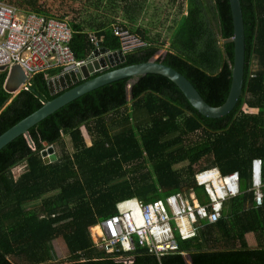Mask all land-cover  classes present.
<instances>
[{"label": "trees", "instance_id": "trees-1", "mask_svg": "<svg viewBox=\"0 0 264 264\" xmlns=\"http://www.w3.org/2000/svg\"><path fill=\"white\" fill-rule=\"evenodd\" d=\"M0 1L23 14L65 20L77 61L94 49L91 32L99 46L119 50L113 25L145 43L109 70L147 62L166 46L156 62L182 74L210 106L226 99L233 61L228 0H180L184 6L175 7L163 37L145 19L150 0ZM164 1L173 7L177 0ZM239 2L243 84L226 116L200 115L167 78L145 74L81 95L29 128L28 139L20 135L0 149V264H124L118 256H131L129 264H186L183 254L191 264H264V0ZM59 72L34 74L15 95L4 89L7 73L0 72V134L64 91L51 95L47 87ZM44 142L54 149L52 162L42 159ZM21 163L15 177L12 168ZM212 168L222 176L236 172L237 193L223 201L216 222L200 219L194 236H176V251L157 256L135 246L107 254L93 243L90 228L117 214L123 201L147 203L174 194L190 200L193 194L206 204L195 176ZM249 233L256 247H249ZM58 239L68 253L65 261L56 259Z\"/></svg>", "mask_w": 264, "mask_h": 264}, {"label": "built area", "instance_id": "built-area-1", "mask_svg": "<svg viewBox=\"0 0 264 264\" xmlns=\"http://www.w3.org/2000/svg\"><path fill=\"white\" fill-rule=\"evenodd\" d=\"M112 33L119 40L123 53L143 46L145 43L128 30L112 26ZM71 28L65 20L46 18L34 13H20L15 7L0 1V66L18 65L29 84L36 73L59 69V74L72 71L86 62L77 61L70 49ZM89 41L94 49L100 47L93 32ZM260 160L252 162L253 185L259 186ZM200 173V172H199ZM196 174L198 185H203L208 196L206 204H200L191 194V201L179 194L164 199L142 203L126 200L118 204V213L91 227L93 243L107 254L131 252L135 246L145 247L155 255L176 251L175 237L187 239L196 233L199 220L216 222L222 203L237 193V173L222 176L216 168ZM258 176V180H255ZM256 202L260 194L256 192ZM124 264L131 256H118Z\"/></svg>", "mask_w": 264, "mask_h": 264}, {"label": "water", "instance_id": "water-1", "mask_svg": "<svg viewBox=\"0 0 264 264\" xmlns=\"http://www.w3.org/2000/svg\"><path fill=\"white\" fill-rule=\"evenodd\" d=\"M228 2L233 29V35L230 38L233 43V61L229 91L220 106L212 107L207 104L182 74L156 62L154 58L147 62L109 70L124 62L125 55L121 50L111 52L100 46L92 50L86 62L80 67L47 79V87L51 95L64 91L0 134V149L20 135L28 139L29 128L81 95L119 79L136 78L145 74H157L167 78L200 115L210 119L226 116L235 107L240 97L244 73V30L241 6L239 0H228ZM2 71L7 73L4 89L13 95L17 94L24 86L27 76L18 65L9 68L0 66V72ZM43 145L46 146V143L44 142ZM47 152L52 153V148L49 147ZM41 155L43 161L48 163L44 151H41ZM255 180H258V176H255Z\"/></svg>", "mask_w": 264, "mask_h": 264}, {"label": "rangeland", "instance_id": "rangeland-1", "mask_svg": "<svg viewBox=\"0 0 264 264\" xmlns=\"http://www.w3.org/2000/svg\"><path fill=\"white\" fill-rule=\"evenodd\" d=\"M164 2H165L164 0H151L150 1V8H149V11H148V14H147L148 17L145 18L146 21H148L150 23V25H153L154 26V29H153L152 32L153 33H156V32L157 33H161L162 34L161 37H163L164 35L167 34L165 30L167 29V27L169 25H171L172 20L175 18L176 8L179 7V6H181V7L184 6V2H181L180 0H177L176 1V5L173 6V7L172 6H167L166 3L164 4ZM162 22H164L165 24L162 25V26H158V24L161 25ZM164 39H161V40H164ZM164 41H165V45H166L167 40L165 39ZM165 47L162 48L161 50H159L153 56V58L154 59H157L160 55H162L165 52ZM66 141H67V139H66ZM67 143H68V146L70 147L69 142H67ZM49 147H52V146L51 145L44 146V149L42 151H44V152L45 151H48L49 150ZM45 159L48 160L49 158H45ZM14 169H16V168H14ZM191 196H190V201L192 200L191 199ZM183 197H184V199H187L186 196H183ZM90 232H91V228H90ZM246 237H247V240H248V243H249L250 246H252V245L255 246L256 245L255 242H254V240H253V237H252V234L251 233L247 234ZM92 241H93V239H92ZM53 248H54V252L56 254V259L58 261H65V260L68 259V253L66 252L65 245H64V243H63V241L61 239L54 240V242H53Z\"/></svg>", "mask_w": 264, "mask_h": 264}, {"label": "crops", "instance_id": "crops-1", "mask_svg": "<svg viewBox=\"0 0 264 264\" xmlns=\"http://www.w3.org/2000/svg\"><path fill=\"white\" fill-rule=\"evenodd\" d=\"M151 1V0H150ZM23 88V87H22ZM52 148V147H51ZM47 150V149H46ZM45 154H46V158H49L48 159V161L50 162L52 159H56V156H55V152H54V149L52 148V153H48L47 151H45ZM42 156V155H41ZM45 158V157H44ZM43 159V158H42ZM54 161V160H53ZM52 162V161H51ZM14 168H16V169H14ZM24 169V163H21V164H19V165H17V166H15V167H13L12 168V173H13V175L15 176V177H17L18 176V174L22 171ZM15 171V172H14ZM16 173V174H15ZM252 237H253V240H254V242H255V239H254V236H253V234H252ZM246 240H247V237H246ZM247 243H248V240H247ZM255 244H256V242H255ZM248 245H249V243H248ZM249 247H256V245L254 246V245H252V246H250L249 245ZM183 256L185 257V262H186V264H191V262H190V260H189V258L187 257V255H185V254H183Z\"/></svg>", "mask_w": 264, "mask_h": 264}]
</instances>
